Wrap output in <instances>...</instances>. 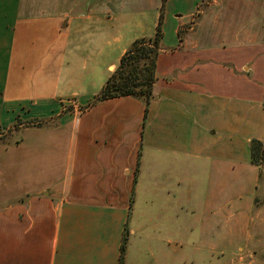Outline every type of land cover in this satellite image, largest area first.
Listing matches in <instances>:
<instances>
[{"label": "crops", "instance_id": "1", "mask_svg": "<svg viewBox=\"0 0 264 264\" xmlns=\"http://www.w3.org/2000/svg\"><path fill=\"white\" fill-rule=\"evenodd\" d=\"M25 7L0 0V264H119L124 234L122 264H264V0ZM161 11L153 98L95 101Z\"/></svg>", "mask_w": 264, "mask_h": 264}, {"label": "trees", "instance_id": "2", "mask_svg": "<svg viewBox=\"0 0 264 264\" xmlns=\"http://www.w3.org/2000/svg\"><path fill=\"white\" fill-rule=\"evenodd\" d=\"M162 11L151 37L135 39L120 57L115 69L110 73L97 94L95 101L131 97L148 104L153 98L156 80V61L161 49ZM250 162L264 166V141L252 139L249 142ZM126 235L120 247L119 264H122Z\"/></svg>", "mask_w": 264, "mask_h": 264}, {"label": "rangeland", "instance_id": "3", "mask_svg": "<svg viewBox=\"0 0 264 264\" xmlns=\"http://www.w3.org/2000/svg\"><path fill=\"white\" fill-rule=\"evenodd\" d=\"M26 7L24 8L25 13L29 15H39L42 13H58L60 10L59 8V0H24ZM70 106H64L63 111L68 112L70 111ZM12 130H8L5 134H3L2 137H0V144H3L7 142V138L9 137ZM17 136V135H16ZM15 136V137H16ZM11 137V135H10ZM14 138H12L13 141ZM9 141V140H8ZM264 201V200H262ZM193 240V239H192ZM192 240H188V245L185 247H182L181 250V258L182 260L185 259V257H191L194 255L195 250L192 247ZM184 264H189L188 262Z\"/></svg>", "mask_w": 264, "mask_h": 264}]
</instances>
